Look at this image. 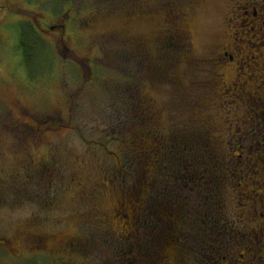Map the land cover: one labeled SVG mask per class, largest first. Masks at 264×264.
<instances>
[{
    "label": "rangeland",
    "instance_id": "374dc122",
    "mask_svg": "<svg viewBox=\"0 0 264 264\" xmlns=\"http://www.w3.org/2000/svg\"><path fill=\"white\" fill-rule=\"evenodd\" d=\"M99 1L75 0L72 3L74 10L79 11L80 23L88 21L93 24L91 28L84 23L83 34L80 35L82 38L74 40L72 44L79 57L88 56L91 59L90 74H87V69L67 61H59L56 56L51 74L31 78L22 65L18 36L11 30L13 22L26 21L25 18L34 21L41 14H45L43 18L46 15L51 17L49 11L59 12L61 1L0 0V9L5 7V12H9H0V117L15 110L12 101L8 99L10 98L17 99L21 103L20 107L29 113L43 118L52 116L59 120L55 125L52 124L51 132L45 133L46 141L52 143L51 149L45 150L39 146L40 150L33 151L36 162L47 156V168L35 170L18 167L15 170L8 161L1 163L0 175L6 177L0 184V193L4 194V199L0 200V239H8L16 229L25 230L31 223L37 228L35 232L38 234L46 233L54 238L49 245L51 250L56 249L61 239L81 237L79 246H85V251L83 247L76 254H53L64 259L53 258L52 262L49 260L50 264H109V261L120 264V261L108 259L112 255L108 245L104 244L106 239L114 242L120 236L107 238L105 232L114 230L115 236L123 232L126 237L133 229V222L127 208L118 217L114 216L118 213L116 210L120 209L118 206L121 198L111 194L113 185L105 186L101 169L113 166L112 160L115 155L119 156L122 141L126 137L122 132L127 129L120 130L119 124L124 121L125 115L127 118L133 116L131 103L134 101L126 92V89L132 92L130 85L134 83L131 82L140 80L136 82L135 88L138 98L146 101L150 112L155 115L152 119L148 118L152 135L155 136L157 132L162 136L166 134V140L171 137L176 124L183 126V123L190 122L193 106L207 97V84L222 81V75L227 72L224 62L220 63L216 55H213L214 49L221 43L226 26L222 18V1L181 4L185 17L181 27L183 49L186 45L184 38L187 37L193 51L188 53L185 64L181 63L179 68L166 67L167 70L160 74L151 65L153 61H158L164 49L161 23L164 12L155 11L157 13L151 12L143 16L138 11L130 17L108 15L107 10H98ZM142 1H148L153 10L161 6L159 0ZM11 4L10 10L8 7ZM42 4L44 8L40 7ZM20 8L34 13L21 14L18 12ZM5 26L10 28L4 29ZM125 27L133 32V36L144 37L149 53L148 61L129 58L125 50L109 58L105 57L102 46L92 40V36L98 37L105 32ZM120 47L124 49V44L114 48ZM189 58L190 65L186 64ZM134 59L138 61V65L134 66ZM161 65L164 67L162 62ZM182 65L185 66L183 72ZM118 87L120 94L125 93V101H128L124 105L121 99H117L119 94L115 96ZM116 103L121 105H117V114L114 112ZM61 124L68 127L59 128ZM14 164L17 166L15 159ZM26 172L35 173L37 178L31 181L28 190L27 186L22 185ZM227 180L230 184L229 192L234 194L233 198L238 197L237 178L231 175ZM101 193L106 198L99 201L104 214L95 215L90 206L93 207ZM237 201L239 200H235ZM97 206L99 205H95V209L100 211ZM235 209L227 208L229 220L233 222L230 237L235 235L237 229L236 215L232 214ZM92 225L96 228L95 232L90 229ZM152 231L154 233L149 231L150 234H155ZM149 240L151 239L148 238L146 244ZM35 259L36 264H43L42 256ZM5 262L0 261V264H6ZM10 264L28 263L21 260Z\"/></svg>",
    "mask_w": 264,
    "mask_h": 264
},
{
    "label": "flooded vegetation",
    "instance_id": "af4514ba",
    "mask_svg": "<svg viewBox=\"0 0 264 264\" xmlns=\"http://www.w3.org/2000/svg\"><path fill=\"white\" fill-rule=\"evenodd\" d=\"M220 1L223 4L222 18L226 26L221 43L212 54L216 55L220 63L224 62L227 72L222 75V81L207 84V97L199 100L192 109V126L189 132L193 137L203 138V156L207 169L214 164L225 174V180L231 175L237 178L238 197L232 199L233 202L239 201L232 213L236 215L235 235L223 238L220 243L215 241L214 243L221 245V254L215 249L216 255L208 257L206 264H264V0ZM207 2L209 0H159L161 6L158 11L164 12L163 21L161 20L162 36L173 31L175 44L179 48L181 27L185 19L181 4ZM12 5L8 8H12ZM3 8L5 7H1L0 12L9 14ZM74 8V4H65L59 15L49 12L52 16L47 18L46 15L43 18L45 14H41L40 18L31 22V27L53 47L60 59L87 69L89 75L91 59L88 56L79 57L72 44L74 40L82 38L80 35L83 34L84 23L91 28L93 24L88 21L81 24L79 11ZM151 10L153 9L149 6L145 9L147 13L153 12ZM18 12L34 13L21 8ZM13 23L16 25V21ZM7 28L10 27H4ZM186 39L187 37L184 38V47L189 53L193 51V47ZM92 40L102 46L105 57L109 58L125 50L129 58L148 61L149 53L144 37L133 36L129 28H118L98 37L92 36ZM121 44H124V49L114 48ZM161 55L152 65L161 64ZM172 57L174 63L179 62V52ZM8 99L12 101L14 111H19L11 110L0 117V166L2 162L8 161L15 170L18 167L35 170L47 168V156L36 162L33 151L40 150V147L51 149L52 143L46 141L45 133L52 131V124L55 125L58 118H43L29 113L20 107L21 103L17 99ZM141 103L144 117H155L146 101L142 100ZM58 127L68 125L61 124ZM193 149L195 165L198 163V152L202 151L197 150L196 143ZM35 176V173L26 172L23 177L22 185L27 186V190L31 181L37 179ZM5 177L0 175V184ZM193 182V189L197 191L196 175L193 176ZM3 199L4 194L0 193V200ZM194 202L197 203L198 200ZM46 204L48 205L47 202ZM36 230L31 223L25 230L16 229L8 239H0V261L6 260L5 263L10 264L25 260L28 264H36L35 258L42 256L43 264H50L49 260L64 259L58 255L73 254L79 246L77 236H73L63 241L61 239L56 249L51 250L49 245L54 238L46 233L38 234ZM60 250L62 251L56 252ZM53 254L58 255L56 257Z\"/></svg>",
    "mask_w": 264,
    "mask_h": 264
},
{
    "label": "trees",
    "instance_id": "16d2710c",
    "mask_svg": "<svg viewBox=\"0 0 264 264\" xmlns=\"http://www.w3.org/2000/svg\"><path fill=\"white\" fill-rule=\"evenodd\" d=\"M60 1L59 12L52 11L55 15L63 12L65 4L75 3V0ZM98 4V10H107L108 15L121 14L122 17H130L138 11L144 14L143 16L151 13L145 11L147 6L151 9L148 1L100 0ZM40 7L44 8L43 4ZM151 11L155 14L158 9ZM25 20L16 21V25L11 29L18 36L17 44L22 55V65L31 78L51 74L53 61L56 56L58 60L60 58L53 47L32 30V21L26 18ZM163 43L161 62L164 67L161 64L151 65L159 74L167 70L166 67L179 68L181 63L185 64L188 55L185 47V50L183 49L182 37L179 48L176 46L173 31L164 35ZM177 52L180 63L173 61L172 56ZM134 61V66L138 65V61ZM186 64L190 65V58ZM183 67L185 66L182 65V72ZM123 72L125 74L124 70ZM137 81L135 79L131 82L134 83L130 85L131 93L124 88L134 101L131 103L133 116L127 118L125 115L124 121L118 123L120 130L127 129L122 133L129 138L125 137L122 141L119 156L115 155L112 160L113 166L101 169L102 179L106 181L105 186L113 185L115 188L111 187V194L121 198L118 206L120 209L116 210L118 213L114 216L118 217L127 208L131 212L133 222V229L126 237L123 232L117 236L114 235V230L105 232L107 238L120 236L114 242L108 239L104 241L112 255L108 259L120 261V264H206L208 257L216 255L215 249L219 252L221 250V245L214 242L220 243L223 238H230L233 222L229 220L227 208L236 207V202L232 199L234 194L229 192V181L225 180V174L221 173L217 165L213 164L207 169L203 156V138L201 140L199 136L193 137L189 132L192 120L183 123V126L176 124L169 139L165 140L166 134L162 136L158 132L155 136L152 135L135 90ZM181 82H184L183 77ZM115 94H119L117 99H121L123 105L128 103L125 101V93L120 94V87ZM118 104L116 103L114 108L115 114ZM195 143L197 150L202 152H198V163L194 165ZM194 175L197 191L193 189ZM206 184L207 186H204ZM102 194L104 193L94 199L93 207L90 206L95 215L104 214L100 202L106 198ZM196 199L197 203L194 202ZM95 205H99L96 208L100 211L95 209ZM123 216L126 217L125 214ZM90 229L95 232L96 228L92 225ZM152 230L155 234H150L149 231L153 232ZM77 238L80 244L81 237ZM148 238L151 240L146 244ZM83 247L85 251V246H77L73 254L81 251ZM109 264L112 263L109 261Z\"/></svg>",
    "mask_w": 264,
    "mask_h": 264
}]
</instances>
